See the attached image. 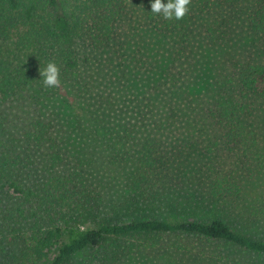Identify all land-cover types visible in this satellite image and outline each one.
Segmentation results:
<instances>
[{"label":"trees","instance_id":"obj_1","mask_svg":"<svg viewBox=\"0 0 264 264\" xmlns=\"http://www.w3.org/2000/svg\"><path fill=\"white\" fill-rule=\"evenodd\" d=\"M152 2L0 0V107L28 87L68 89L92 108V131L108 163L125 171V193L106 204L82 166L65 162L51 123L35 118L16 139L0 130V264H76L82 251L108 242L105 257L116 264L161 246L162 236H195L264 255L263 238L229 223L264 224V186L250 206L243 201V184L264 177L254 130L256 105L264 100V0H190L202 10L243 15L261 61L223 64L211 103L160 110L147 102L121 119L94 98L83 71L90 54L117 43L134 3L154 30L175 38L181 56L191 16L165 20L151 13ZM50 61L60 68L59 88L42 85L39 72ZM165 264L175 258L168 255Z\"/></svg>","mask_w":264,"mask_h":264},{"label":"rangeland","instance_id":"obj_2","mask_svg":"<svg viewBox=\"0 0 264 264\" xmlns=\"http://www.w3.org/2000/svg\"><path fill=\"white\" fill-rule=\"evenodd\" d=\"M199 4L188 5L189 37L181 56L175 38L154 30L140 5L130 4L117 43L90 54L83 71L94 98L121 119L147 102L160 110L188 101L208 104L219 96L217 79L223 64L230 60L261 61L257 41L243 15L232 9L202 10ZM91 110L68 89L54 93L28 87L0 107V130L16 139L35 118L51 123L65 162L82 166L86 178L102 192L104 202L116 204L125 193V171L108 163V152L92 131ZM254 130L258 147L264 150V100L256 105ZM263 186L262 175L243 184L246 206ZM229 223L243 234L264 239V224ZM108 243L85 249L75 258L76 264H112L105 257ZM160 244L125 256L116 264H165L168 255L175 258V264H264V255L195 236H162ZM178 245L184 250L176 251Z\"/></svg>","mask_w":264,"mask_h":264},{"label":"clouds","instance_id":"obj_3","mask_svg":"<svg viewBox=\"0 0 264 264\" xmlns=\"http://www.w3.org/2000/svg\"><path fill=\"white\" fill-rule=\"evenodd\" d=\"M190 0H153L151 3V13L159 15L165 20H181L188 13ZM42 85L45 88H59L61 86L60 68L54 61L47 63L46 67L39 72Z\"/></svg>","mask_w":264,"mask_h":264}]
</instances>
